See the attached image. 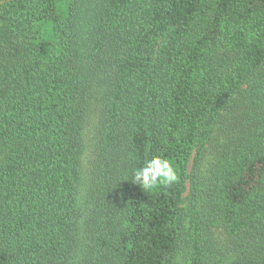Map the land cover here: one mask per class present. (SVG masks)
Instances as JSON below:
<instances>
[{
    "label": "trees",
    "instance_id": "obj_1",
    "mask_svg": "<svg viewBox=\"0 0 264 264\" xmlns=\"http://www.w3.org/2000/svg\"><path fill=\"white\" fill-rule=\"evenodd\" d=\"M0 264H264V0H0Z\"/></svg>",
    "mask_w": 264,
    "mask_h": 264
},
{
    "label": "clouds",
    "instance_id": "obj_2",
    "mask_svg": "<svg viewBox=\"0 0 264 264\" xmlns=\"http://www.w3.org/2000/svg\"><path fill=\"white\" fill-rule=\"evenodd\" d=\"M134 179L144 189H153L158 184L171 183L177 180L176 170L170 161L154 156L145 161L144 166L137 169Z\"/></svg>",
    "mask_w": 264,
    "mask_h": 264
}]
</instances>
